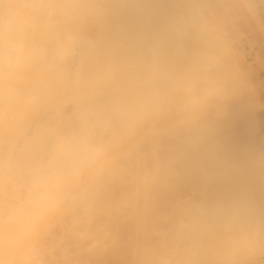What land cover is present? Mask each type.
<instances>
[{
  "label": "clouds",
  "instance_id": "9594fccd",
  "mask_svg": "<svg viewBox=\"0 0 264 264\" xmlns=\"http://www.w3.org/2000/svg\"><path fill=\"white\" fill-rule=\"evenodd\" d=\"M237 102L264 112V0H0V264H264Z\"/></svg>",
  "mask_w": 264,
  "mask_h": 264
},
{
  "label": "bare ground",
  "instance_id": "6f19581e",
  "mask_svg": "<svg viewBox=\"0 0 264 264\" xmlns=\"http://www.w3.org/2000/svg\"><path fill=\"white\" fill-rule=\"evenodd\" d=\"M247 116L250 117L251 121L255 118L244 109L242 103L237 102L233 105L228 119L222 125V136L231 154L235 157H239L245 148L253 146L254 141H256V138L250 131L251 122L246 121ZM256 118H258L257 115ZM256 135L258 136V134ZM260 136L263 137L262 135ZM263 142L261 143L263 144Z\"/></svg>",
  "mask_w": 264,
  "mask_h": 264
},
{
  "label": "rangeland",
  "instance_id": "374dc122",
  "mask_svg": "<svg viewBox=\"0 0 264 264\" xmlns=\"http://www.w3.org/2000/svg\"><path fill=\"white\" fill-rule=\"evenodd\" d=\"M255 118H254V120L257 122V128H256V131L255 132H252L253 133V136L256 138V141H254V144H253V146H256V147H264V140L262 139L263 137H261L260 135H261V127H260V122H259V120H258V118H256V115L254 116ZM250 117L249 116H247V122H251V120L249 119ZM256 134H258V136L256 135ZM259 138V139H258ZM259 140H260V142H259ZM261 142H263V144L261 143ZM260 144V145H259ZM257 145H259V146H257Z\"/></svg>",
  "mask_w": 264,
  "mask_h": 264
},
{
  "label": "crops",
  "instance_id": "0c3cea01",
  "mask_svg": "<svg viewBox=\"0 0 264 264\" xmlns=\"http://www.w3.org/2000/svg\"><path fill=\"white\" fill-rule=\"evenodd\" d=\"M257 116L260 122L261 135L263 136V139H264V112L257 114Z\"/></svg>",
  "mask_w": 264,
  "mask_h": 264
}]
</instances>
